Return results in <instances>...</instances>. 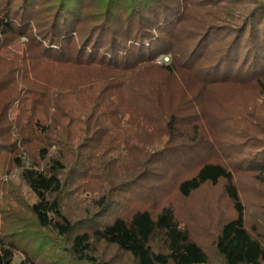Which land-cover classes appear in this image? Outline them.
I'll list each match as a JSON object with an SVG mask.
<instances>
[{"label": "trees", "instance_id": "trees-1", "mask_svg": "<svg viewBox=\"0 0 264 264\" xmlns=\"http://www.w3.org/2000/svg\"><path fill=\"white\" fill-rule=\"evenodd\" d=\"M262 118L264 0H0V264H264Z\"/></svg>", "mask_w": 264, "mask_h": 264}, {"label": "rangeland", "instance_id": "rangeland-1", "mask_svg": "<svg viewBox=\"0 0 264 264\" xmlns=\"http://www.w3.org/2000/svg\"><path fill=\"white\" fill-rule=\"evenodd\" d=\"M217 1H219V0H217ZM195 26H196L195 23L192 22L191 19L190 20H187L186 18L184 19V21L180 24V30H181V32H184L185 34H184L183 38L179 39L178 44H180L182 46V44L187 42V39L189 40V32H190L191 28H193ZM176 35H177V37L181 36L180 33H179V35L174 34L173 39L176 38ZM168 59H169V57H165L164 61H167ZM219 93L220 94L218 95L217 101L221 102L222 104L218 106V108H217L218 111H222L223 108H226V107H228V109H233V108H235V106H237L239 104H243L244 107H249V108L253 107V111L255 114L259 112V101L257 100V94L249 86L242 87L239 84L235 83V84L227 86V87H224V86L222 88L220 87ZM84 126H85V124H84ZM94 129H95V126H93V127H78L77 129L72 127L74 135H76V137L81 136V138H83L84 136H86V138H91L89 136L92 135V132ZM118 132H120L121 134H126V132H122V131H118ZM104 133L107 135L106 132H98V134H100V135H103ZM261 136L264 137V132L261 134ZM106 138H107V136H106ZM106 138L100 139L96 142L94 141L93 147L91 148L90 152H93V151L97 152L98 147L103 143V141H105ZM122 156L127 157V158L120 157L115 161H111L110 163L107 162L104 169L110 168L109 165L112 164V162L126 161L129 159V155H122ZM132 156H134V155L132 154ZM152 162H153V157L150 160V164L154 166V163H152ZM82 186H84V185L82 184ZM215 190L217 191V193L216 192H208L209 194L206 193L207 194L206 199H211V201H212V203L211 204L209 203V205L204 204V207L206 209L210 210V213L208 214L209 220H210V218L214 219V216H216V214H217L215 207L217 208V210L218 209H227V206L219 205V200H222V199L220 198V196L218 197L219 189H215ZM169 191L174 192L173 190H169ZM204 191L205 190H202L201 193L199 194V196L203 195ZM78 198L80 199L81 195H79ZM82 200L85 204L91 203L89 195L82 197ZM198 200H199V197H195L193 199H189L188 201L186 200L185 205L183 202L182 205H184V206L181 208L180 214L183 217V219H186L189 222L193 231L200 232L201 235H198V237H200L201 239L204 240L205 238H207V235H206V233H201V232L202 231H210V234L215 235L214 231L216 230V228H214V226L213 227L211 226V228L208 226L207 216L203 215L201 213L202 208L199 207L200 204L197 202ZM128 206H130V204H128ZM194 212L198 213V216H199L198 219H195V220H194V218L191 219L192 216L193 217L196 216V213H194ZM188 222H186V223H188ZM216 222H217V220H216ZM207 244H208V248H210L209 251H211V254H213L212 243L207 242ZM119 256L122 257V259H121L123 261L122 264H131L130 260L127 257L124 258L123 255H117V257H119ZM20 259H21L20 257H17V261H19ZM217 259H218L217 256H215L213 258L214 264H219V261ZM121 260H119V261H121Z\"/></svg>", "mask_w": 264, "mask_h": 264}]
</instances>
